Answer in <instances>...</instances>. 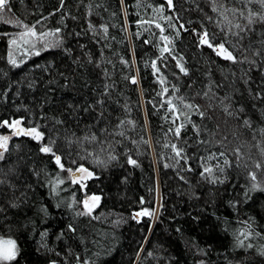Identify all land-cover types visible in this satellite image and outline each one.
Here are the masks:
<instances>
[{
  "label": "trees",
  "instance_id": "obj_1",
  "mask_svg": "<svg viewBox=\"0 0 264 264\" xmlns=\"http://www.w3.org/2000/svg\"><path fill=\"white\" fill-rule=\"evenodd\" d=\"M14 121L40 137L0 158L7 264H264V0H7L0 134Z\"/></svg>",
  "mask_w": 264,
  "mask_h": 264
},
{
  "label": "rangeland",
  "instance_id": "obj_2",
  "mask_svg": "<svg viewBox=\"0 0 264 264\" xmlns=\"http://www.w3.org/2000/svg\"><path fill=\"white\" fill-rule=\"evenodd\" d=\"M257 22H258L257 19H252L251 25H255V23H257ZM26 33H28V34H26ZM202 37H201V40H202ZM13 40L15 41L14 44L11 43V41H13ZM11 41L9 43V46H10V53H9L10 62L12 64H15V66H18L21 63H23L24 61H26L31 55H35V54H28V52L31 49H33L32 51L34 52L35 51L34 49H37L38 46L43 42V38L38 37L37 35L32 36L28 31H22V32L18 33L17 35H15L14 37H12ZM217 47L219 48V46H217ZM7 128L9 130V132H7L5 134H0V137H5V136L8 137L6 147L8 146V143L11 140V138L13 136H16V135H14V132H16L17 129H23L21 127L20 123L18 125H16L15 127H9L7 125ZM25 132H27V131L24 130L23 132H21V135H23ZM33 137H34V134H33ZM0 143H3V141L0 140ZM4 151H5V148H0V154H3ZM74 172L75 171L70 172V175ZM85 177H86V175L83 174L79 177H75L74 180L75 181H81L80 179H85ZM97 204H98V199H95V197L87 198L84 202L85 211L91 212L97 206ZM9 241H10L9 239L0 238V249H11L12 244L7 243ZM8 262L9 261H0V264H7Z\"/></svg>",
  "mask_w": 264,
  "mask_h": 264
},
{
  "label": "snow or ice",
  "instance_id": "obj_3",
  "mask_svg": "<svg viewBox=\"0 0 264 264\" xmlns=\"http://www.w3.org/2000/svg\"><path fill=\"white\" fill-rule=\"evenodd\" d=\"M6 3H7V0H0V10L4 9L6 7ZM171 3V0H169V4ZM157 27H159V25H157ZM238 27V26H237ZM28 32L32 35V36H36L37 33L31 29L28 30ZM28 34V33H26ZM41 35H49V33H44V34H41ZM207 33H205V38L201 40V43H207ZM11 43H15V41H11ZM209 47H214L213 45L209 44ZM166 50V49H165ZM38 54V53H37ZM218 54H224L225 58L226 59H229V60H234L235 57L230 53V52H227V50H225L224 48V45L221 44L219 45V53ZM183 71V69H181ZM135 82V81H133ZM166 91V90H165ZM169 104H171V102L169 101ZM5 124H7L8 122L5 121L4 122ZM20 122L19 121H14L13 124L11 125H8L9 127H15L16 125H18ZM24 130L23 129H20L16 132H14V135H20L21 132H23ZM177 133H179V129L176 130ZM24 134L26 135H33L35 134V137L36 138H39L40 137V133L36 131V129H31L30 131L28 132H25ZM0 140L3 141V143H0V148H6V144H7V141H8V137H0ZM173 148L175 149V145H173ZM41 151L43 152H49L51 151L50 148L48 147H43L41 149ZM179 151H177V155H179ZM0 157H2V154H0ZM56 162L59 164L60 162V157H56ZM131 163H134V161H130ZM259 167V165H258ZM206 172H209L210 169H205ZM254 178V177H253ZM95 199H98V198H95ZM9 244H12V248L11 249H0V261H10L12 259L15 258V245L9 241L7 242Z\"/></svg>",
  "mask_w": 264,
  "mask_h": 264
},
{
  "label": "water",
  "instance_id": "obj_4",
  "mask_svg": "<svg viewBox=\"0 0 264 264\" xmlns=\"http://www.w3.org/2000/svg\"><path fill=\"white\" fill-rule=\"evenodd\" d=\"M204 38H205V35H203L202 39H204ZM165 40H167L169 43H171L168 38H165ZM216 52L219 53V49H216ZM18 130H20V129H17L16 131H18ZM16 136H19V135H16ZM79 176H80V172L79 171H76V172L71 174V178L72 179H74L75 177H79Z\"/></svg>",
  "mask_w": 264,
  "mask_h": 264
},
{
  "label": "flooded vegetation",
  "instance_id": "obj_5",
  "mask_svg": "<svg viewBox=\"0 0 264 264\" xmlns=\"http://www.w3.org/2000/svg\"><path fill=\"white\" fill-rule=\"evenodd\" d=\"M7 148V147H6ZM6 148H5V150H6Z\"/></svg>",
  "mask_w": 264,
  "mask_h": 264
},
{
  "label": "bare ground",
  "instance_id": "obj_6",
  "mask_svg": "<svg viewBox=\"0 0 264 264\" xmlns=\"http://www.w3.org/2000/svg\"><path fill=\"white\" fill-rule=\"evenodd\" d=\"M181 27H182V25H181Z\"/></svg>",
  "mask_w": 264,
  "mask_h": 264
}]
</instances>
